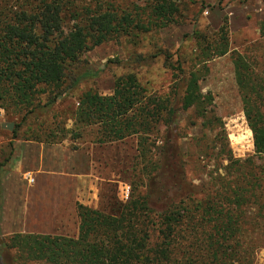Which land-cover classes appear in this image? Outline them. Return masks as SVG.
<instances>
[{
    "label": "trees",
    "instance_id": "trees-1",
    "mask_svg": "<svg viewBox=\"0 0 264 264\" xmlns=\"http://www.w3.org/2000/svg\"><path fill=\"white\" fill-rule=\"evenodd\" d=\"M10 1L0 0V109L22 116L23 122L48 115L80 83L95 76L76 73L86 53L120 38L136 42L181 24L180 7L173 0L124 8L111 0ZM222 43L216 48L218 56L228 53L226 34ZM199 72H189L186 79L184 111L203 105ZM235 79L254 156L229 159L225 176L213 178L212 186L219 185L220 193L211 189L205 201L186 197L170 202L158 215L143 195L131 194L125 204L112 196L97 209L77 204L76 237L15 234L2 240L1 251L7 255L0 253V264H9L12 251L18 261L35 264H254L256 254L264 250V87L244 58L235 64ZM141 90L136 78L127 75L116 80L111 96L83 93L72 116L73 129L57 125L43 133L47 141L38 134L27 141L55 144V134H61L56 143L61 144L66 135L77 140L82 130L94 127L101 133L100 145L140 138L162 114L174 116L169 105L142 97ZM12 134L16 137V130ZM165 144L162 170L151 183L163 186L171 198L172 183L163 175L182 173V165L170 138ZM9 160L10 155L0 162V171ZM111 201L117 209L107 213Z\"/></svg>",
    "mask_w": 264,
    "mask_h": 264
},
{
    "label": "rangeland",
    "instance_id": "rangeland-1",
    "mask_svg": "<svg viewBox=\"0 0 264 264\" xmlns=\"http://www.w3.org/2000/svg\"><path fill=\"white\" fill-rule=\"evenodd\" d=\"M111 1L124 8L145 7L152 0ZM173 1L180 7L181 24L140 36L136 42L120 38L86 53L76 73L92 72L95 76L80 83L48 115L23 122L22 116L0 109V123L13 124L12 132L0 130V162L10 155L0 171L2 256L6 254L1 251L2 240L15 234L76 237L77 204L97 209L103 199L112 196L125 204L131 194L134 198L143 195L158 215L170 202L186 197L205 201L211 189L220 193L219 185L212 186L213 178L225 176L230 158H253V139L236 84L235 64L244 58L264 87V1ZM223 34L228 53L218 56L216 48L223 44ZM196 70L200 71L198 88L203 105L184 111L181 100L186 79ZM127 75L136 78L142 97L169 105L173 118L162 114L152 121L148 134L117 143L100 145L97 127L82 130L77 140L66 135L61 144H56L61 134H55V144L27 141L36 134L47 141L43 133L57 125L73 129L78 97L86 92L111 96L116 80ZM167 138L178 149L182 165V173L172 170L163 175L172 183L171 198L166 197L163 186L151 183L162 170ZM39 147L45 149L43 161H39ZM26 173L34 175V186L24 181ZM74 176H79V194ZM215 198L223 203L220 194ZM113 203L107 213L117 209ZM8 259L9 264H35L18 261L13 251ZM254 264H264V250L256 254Z\"/></svg>",
    "mask_w": 264,
    "mask_h": 264
},
{
    "label": "built area",
    "instance_id": "built-area-1",
    "mask_svg": "<svg viewBox=\"0 0 264 264\" xmlns=\"http://www.w3.org/2000/svg\"><path fill=\"white\" fill-rule=\"evenodd\" d=\"M24 181L26 182V184L28 186H34L35 185V178H34V175L32 173H26L24 175ZM127 190L125 192V199L128 198V195H127L128 194V191Z\"/></svg>",
    "mask_w": 264,
    "mask_h": 264
},
{
    "label": "crops",
    "instance_id": "crops-1",
    "mask_svg": "<svg viewBox=\"0 0 264 264\" xmlns=\"http://www.w3.org/2000/svg\"><path fill=\"white\" fill-rule=\"evenodd\" d=\"M40 149H38V156L41 158V160L39 159V161H43L42 159H43V154H44V152H45V149H43L44 147H39ZM74 178H76L75 180V183H76V186L77 185H79V183H80V181L79 180H77V178H79V176H74ZM75 191H76V194H79V190H78V186L76 187V189H75Z\"/></svg>",
    "mask_w": 264,
    "mask_h": 264
},
{
    "label": "water",
    "instance_id": "water-1",
    "mask_svg": "<svg viewBox=\"0 0 264 264\" xmlns=\"http://www.w3.org/2000/svg\"><path fill=\"white\" fill-rule=\"evenodd\" d=\"M0 130L12 132L13 131V124H1L0 123Z\"/></svg>",
    "mask_w": 264,
    "mask_h": 264
}]
</instances>
